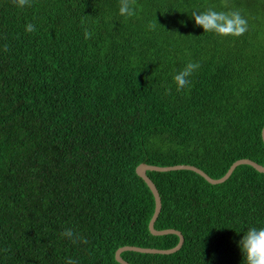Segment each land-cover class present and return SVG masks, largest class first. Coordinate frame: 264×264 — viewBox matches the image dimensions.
<instances>
[{"label": "trees", "instance_id": "1", "mask_svg": "<svg viewBox=\"0 0 264 264\" xmlns=\"http://www.w3.org/2000/svg\"><path fill=\"white\" fill-rule=\"evenodd\" d=\"M130 3L132 17L120 0H0V264H121V246H174L148 229L141 162L213 178L239 158L264 164V0ZM209 8L239 11L247 30L203 32L192 12ZM189 62L199 68L177 91ZM146 174L161 198L154 227L184 240L123 259L243 264L235 242L264 227V172Z\"/></svg>", "mask_w": 264, "mask_h": 264}, {"label": "clouds", "instance_id": "2", "mask_svg": "<svg viewBox=\"0 0 264 264\" xmlns=\"http://www.w3.org/2000/svg\"><path fill=\"white\" fill-rule=\"evenodd\" d=\"M24 3L26 0H20L21 5ZM119 14L125 17H132L136 14V9L131 5L130 0H120ZM192 18H194L195 25L201 27L203 32L211 31L219 35H240L247 30V21L239 11L224 12L209 8L200 12H192ZM32 30H34V25L28 24L27 31ZM198 68V63L189 62L183 70L174 75L173 79L177 91L189 85L187 77L191 76ZM241 233L242 235L235 243L242 254L243 264H264V227H249ZM61 236L74 241L76 239L71 229H66L61 233ZM66 264H78V262L68 258Z\"/></svg>", "mask_w": 264, "mask_h": 264}, {"label": "water", "instance_id": "3", "mask_svg": "<svg viewBox=\"0 0 264 264\" xmlns=\"http://www.w3.org/2000/svg\"><path fill=\"white\" fill-rule=\"evenodd\" d=\"M261 139L264 144V125L262 126V129H261ZM240 164H248L252 166L254 169H256L257 171L264 172V164H259L256 161L251 160L249 158H239L233 161L228 167V169L226 170V172L218 178H213L209 176L204 170L197 167L196 165H191V164L180 163V164H174V165H152V164H148L145 162L139 163L135 168V172L147 184L154 198V210L148 222V229L150 233L153 235H162V234H169V233L176 234L178 236V242L174 246L169 247V248H155V247H140V246H133V245H124L116 249L114 253L115 259L121 264H133L123 259L121 257V252L125 250H135V251L148 252V253L169 254V253H173L176 250H178L183 243L184 238H183V234L181 233V231L174 229V228L156 229L154 227V222L156 218L158 217V214L161 209V198H160L156 185L154 184L152 179L146 174L147 170H153V171L192 170L198 173L199 175H201L207 182L211 184H217V183H221L225 181L231 175L235 167Z\"/></svg>", "mask_w": 264, "mask_h": 264}]
</instances>
